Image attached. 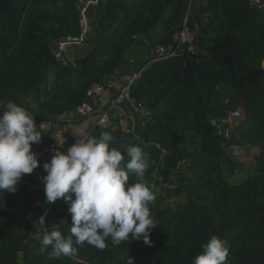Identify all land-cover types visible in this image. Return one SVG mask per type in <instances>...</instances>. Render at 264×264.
Instances as JSON below:
<instances>
[{"label": "trees", "instance_id": "1", "mask_svg": "<svg viewBox=\"0 0 264 264\" xmlns=\"http://www.w3.org/2000/svg\"><path fill=\"white\" fill-rule=\"evenodd\" d=\"M99 0V21L90 49L74 63H58L53 44L79 32L76 0H0V100L28 110L37 127L71 112L95 84L109 79L129 62L132 46L146 51L144 68L129 89L141 108L127 120L119 117L91 136L112 135L110 147L126 155L141 146L151 166L146 180L160 187L177 170L184 197L173 211L162 207L155 192L149 203L157 226L151 245L143 240L104 249L74 245V255L49 258L39 252L32 232L45 216L44 229L71 235V214L61 198L30 204L25 184L15 193L0 192V264H192L212 235L227 242L226 264H264V0ZM193 35V52L178 45L181 26ZM176 54L152 61L157 46ZM138 69V70H139ZM240 109L231 140L218 138L209 125ZM131 110V109H129ZM144 111L142 114L140 111ZM258 148L251 174L228 153ZM238 176L239 180L232 179ZM134 178L130 175L129 182ZM74 198V195H73ZM50 251V249L48 250Z\"/></svg>", "mask_w": 264, "mask_h": 264}, {"label": "clouds", "instance_id": "2", "mask_svg": "<svg viewBox=\"0 0 264 264\" xmlns=\"http://www.w3.org/2000/svg\"><path fill=\"white\" fill-rule=\"evenodd\" d=\"M41 126L38 130L34 116L24 107L0 100V192L15 193L23 176L39 167L32 145L41 141ZM112 141L108 132L84 135L66 153L55 150L50 162L43 164L46 202L62 198L72 225L68 237L55 229L36 234L41 255H74V245L85 243L104 249L108 238L113 244L131 237L151 245L150 233L157 223L149 208L156 192L146 180L150 160L141 146L131 145L123 155L110 147ZM39 223L44 224L43 216ZM228 254L227 242L212 235L192 264H226Z\"/></svg>", "mask_w": 264, "mask_h": 264}, {"label": "built area", "instance_id": "3", "mask_svg": "<svg viewBox=\"0 0 264 264\" xmlns=\"http://www.w3.org/2000/svg\"><path fill=\"white\" fill-rule=\"evenodd\" d=\"M98 2L99 0H76V6L78 9L79 32L75 37H67L53 44L52 54L56 62L61 64L66 63L64 51L67 47L81 46L88 43L91 35L89 12L92 7L98 5ZM250 3L251 5L256 7L262 5L261 0H250ZM177 39L178 45H187V51L193 52V35L191 34L189 28L185 25V23L181 26L177 34ZM176 51L177 50L173 49L172 46L159 45L155 50L154 59H152V61L165 60L169 57L174 56L176 54ZM144 68L145 67L139 69L137 73L127 76L122 83L111 82L106 86H103L101 84L93 85L87 91L85 101L70 112L72 116L78 119H88L95 115L96 118L91 130L86 133L78 134L70 128L67 129L65 132V138L68 143L65 144H59L49 140H41L39 143H34L32 145V152L35 153L39 161V167L34 171L46 174L43 170V164L46 162H50L52 154L55 150L66 153L68 148L75 143L77 138H80L84 135H90L91 131L95 127H109L112 123V114L114 112H119L121 106H126L128 109H131V115L136 114L138 112V108L135 106V102L129 99V89L132 83L144 70ZM111 92L114 93V96H111ZM94 97H97L99 99L112 98V102L107 107L96 110V107L92 103H90V99ZM241 116L242 115L240 109H235L223 116L210 118L209 125L215 130V134L218 138L229 141L233 136L235 127L238 125ZM228 150L234 152L238 150V147L236 145H231ZM183 165L184 161L178 162L177 170L181 169ZM177 170L174 172V174L171 175L169 182H162L160 186L169 191L178 190L180 188V183L177 177ZM43 217L45 219V216ZM127 264H133V259H127Z\"/></svg>", "mask_w": 264, "mask_h": 264}, {"label": "crops", "instance_id": "4", "mask_svg": "<svg viewBox=\"0 0 264 264\" xmlns=\"http://www.w3.org/2000/svg\"><path fill=\"white\" fill-rule=\"evenodd\" d=\"M201 3L202 0H200V3H198V5H195L194 9L197 10ZM99 17L100 13L98 5L92 7L89 12V18L91 23L90 39L85 45L67 47L64 51L66 63H74L76 59L83 57L88 52V50L90 49V42L91 40H93L98 25ZM145 55L146 51L144 49L132 46L127 54L129 62L119 68L115 72V74L109 79L108 83H122L127 76L137 73L140 67L139 61L140 59L144 58ZM112 95L114 96V93L111 92V96ZM111 102L112 98L99 99L97 97H94L90 99V103H92L96 107V110H100L104 107H107ZM140 112L144 114V111L141 110ZM116 113L117 112H114L112 114V118L114 119L115 116H118L119 125L123 130H125L127 126V120L132 118L130 110L126 106H124L122 109L120 108L118 115H116ZM95 118L96 116L94 115L88 119H78L72 116L70 112L56 116L50 119L48 122L40 124L42 125L40 129L42 132L41 140H49L59 144L68 143L65 138V132L67 129L70 128L78 134L86 133L90 131L93 127ZM40 125L38 127V130L40 128ZM253 149L256 151L257 155L258 148ZM44 175L46 174L39 173L38 171H33V173L31 174H25L21 179L26 186L30 199V204L32 205H37L46 202L44 191L45 186L41 182V177H43Z\"/></svg>", "mask_w": 264, "mask_h": 264}, {"label": "rangeland", "instance_id": "5", "mask_svg": "<svg viewBox=\"0 0 264 264\" xmlns=\"http://www.w3.org/2000/svg\"><path fill=\"white\" fill-rule=\"evenodd\" d=\"M200 3V0H193V6L198 5ZM193 7V9H194ZM155 52V50L153 51ZM154 54V53H153ZM124 106H121V109ZM119 112L116 113L118 115ZM116 117V116H115ZM229 155L232 157H235L236 161L240 163L239 165H242L245 167V169H248V171L252 174L253 171L256 169V151L253 148H250L249 150H237V151H230L228 150ZM234 182H237L239 180L238 176H235L232 179ZM157 198L162 204V207H169L173 211L176 209V207L183 203L184 197L181 195H174L173 192L165 189L164 187L160 186L157 188ZM43 226H39L36 230L32 232V236L36 238V234H43ZM120 263L123 264L122 258L120 259Z\"/></svg>", "mask_w": 264, "mask_h": 264}, {"label": "water", "instance_id": "6", "mask_svg": "<svg viewBox=\"0 0 264 264\" xmlns=\"http://www.w3.org/2000/svg\"><path fill=\"white\" fill-rule=\"evenodd\" d=\"M135 106L140 109L141 108V103L139 101H135Z\"/></svg>", "mask_w": 264, "mask_h": 264}]
</instances>
